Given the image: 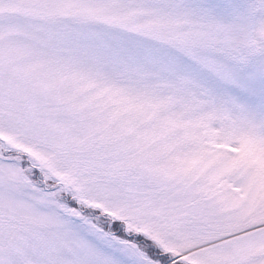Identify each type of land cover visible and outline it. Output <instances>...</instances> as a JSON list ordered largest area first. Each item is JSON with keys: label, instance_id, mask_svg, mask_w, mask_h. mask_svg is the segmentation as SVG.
Segmentation results:
<instances>
[{"label": "snow or ice", "instance_id": "1", "mask_svg": "<svg viewBox=\"0 0 264 264\" xmlns=\"http://www.w3.org/2000/svg\"><path fill=\"white\" fill-rule=\"evenodd\" d=\"M0 264H264V0H0Z\"/></svg>", "mask_w": 264, "mask_h": 264}]
</instances>
